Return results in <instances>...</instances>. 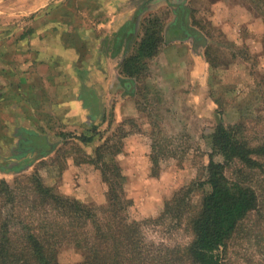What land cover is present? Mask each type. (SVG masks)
Returning <instances> with one entry per match:
<instances>
[{
  "label": "rangeland",
  "instance_id": "obj_1",
  "mask_svg": "<svg viewBox=\"0 0 264 264\" xmlns=\"http://www.w3.org/2000/svg\"><path fill=\"white\" fill-rule=\"evenodd\" d=\"M112 3L0 0V179L13 185L36 174L64 196L100 205L108 186L99 161L116 162L126 176L129 217L142 222L143 239L160 244L170 263L179 256L171 248L193 237L191 218L210 189L204 183L209 160L225 161L212 147L222 124L252 148V165L233 158L225 173L249 183L257 204L214 253L219 264H264V0H121L106 9ZM115 12L129 13V20L112 33L103 25ZM177 16L189 30L169 28ZM149 17L162 24V46L184 40L189 51L203 55V72L187 59L182 75H170L181 71L178 51L179 58L169 55L154 77L148 58L136 89L132 77L119 76L122 94H135L137 115L116 120L105 112L106 121L98 124L69 119L74 91L85 103L97 102L89 84L73 83L86 78L76 61L90 58L86 51L95 36L103 39L106 54L123 49V60ZM85 254L67 244L58 264H81Z\"/></svg>",
  "mask_w": 264,
  "mask_h": 264
},
{
  "label": "trees",
  "instance_id": "obj_2",
  "mask_svg": "<svg viewBox=\"0 0 264 264\" xmlns=\"http://www.w3.org/2000/svg\"><path fill=\"white\" fill-rule=\"evenodd\" d=\"M181 18L177 16L169 28L189 30L187 20L180 22ZM161 28L157 18H146L135 50L119 66L122 78H133L134 88L145 76L146 60L159 50ZM240 125L242 122L237 123ZM212 138L213 150L222 153L225 161L209 160L204 183L210 189L191 218L193 237L183 247L171 248L179 256L170 263L163 257L160 244L143 239L142 222L129 217L131 200L124 195L126 176L120 165L99 161L108 186L106 201L100 205L64 196L36 174L19 178L13 185L0 179V264H58L59 250L67 244L86 250L81 264H178L181 257L189 264H219L214 251L225 245L238 222L255 208L257 193L249 183L225 173L226 164L233 158L252 165V148L222 124L216 126ZM179 211H175L177 215Z\"/></svg>",
  "mask_w": 264,
  "mask_h": 264
},
{
  "label": "crops",
  "instance_id": "obj_3",
  "mask_svg": "<svg viewBox=\"0 0 264 264\" xmlns=\"http://www.w3.org/2000/svg\"><path fill=\"white\" fill-rule=\"evenodd\" d=\"M119 2H121V0H113V3L106 9H116ZM128 20L129 13L125 14L122 12H115L107 24L103 26L112 33H117ZM98 38L99 37L95 36V40L91 43L93 45L90 47L91 51H86L89 53L90 58H83L81 55L80 59L76 61L78 68H84L82 74L86 78L83 79L81 76V78L77 77L75 78V81H73L74 84L77 83L79 85L77 86L78 88L89 84V86H91V88H93L95 91V99L97 102L95 106L85 103L84 96L74 91L73 96L70 98L72 102L67 105V117L80 123L83 122L84 124H98L106 121V114L110 111L116 120H123V118L138 114V108L136 104L137 99L135 98V94H122L121 88L119 86V76L121 75L119 72V63L123 58L124 50L117 49L118 51L116 52V49H114L113 55L108 53L106 54L103 50V47L101 46L103 39ZM182 41L185 42L184 40ZM182 41L179 42V40L173 39L164 46L160 45L157 54L150 58L149 61V66L154 77L159 75L160 67L164 61L171 58L169 55H173L172 59H176V57L179 58V54H177L178 51H180L181 56L180 59H177L176 61L179 63L178 69H181V71H178L175 68L170 73V75H179L180 73L182 75V69L186 67L185 63L187 59L190 61L194 60L198 65L199 71L203 72V67L205 64L203 55L200 52L194 53L192 50L189 51L190 44L188 43L187 45L182 43ZM190 69H192V66ZM80 70L82 71V69ZM167 74H169V72ZM74 88L76 87H73V90L77 89ZM64 92L66 96L67 90ZM58 94L59 89L57 90L56 95L58 96ZM105 112L107 113L105 114Z\"/></svg>",
  "mask_w": 264,
  "mask_h": 264
}]
</instances>
